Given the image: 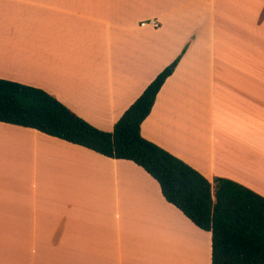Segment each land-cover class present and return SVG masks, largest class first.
Segmentation results:
<instances>
[{
	"label": "crops",
	"instance_id": "obj_1",
	"mask_svg": "<svg viewBox=\"0 0 264 264\" xmlns=\"http://www.w3.org/2000/svg\"><path fill=\"white\" fill-rule=\"evenodd\" d=\"M178 56L141 135L264 196V0H0V78L102 130ZM210 257V231L134 162L0 121V264Z\"/></svg>",
	"mask_w": 264,
	"mask_h": 264
},
{
	"label": "trees",
	"instance_id": "obj_2",
	"mask_svg": "<svg viewBox=\"0 0 264 264\" xmlns=\"http://www.w3.org/2000/svg\"><path fill=\"white\" fill-rule=\"evenodd\" d=\"M179 57L152 79L110 131L93 126L46 90L4 78H0V121L134 162L156 180L167 202L197 227L210 231L211 264H264V196L230 178L215 176L209 181L140 133Z\"/></svg>",
	"mask_w": 264,
	"mask_h": 264
},
{
	"label": "bare ground",
	"instance_id": "obj_3",
	"mask_svg": "<svg viewBox=\"0 0 264 264\" xmlns=\"http://www.w3.org/2000/svg\"><path fill=\"white\" fill-rule=\"evenodd\" d=\"M219 152H220L221 154H224V156H230V155H228V154L226 153L227 150L220 149ZM231 153H232V152H230V154H231Z\"/></svg>",
	"mask_w": 264,
	"mask_h": 264
}]
</instances>
